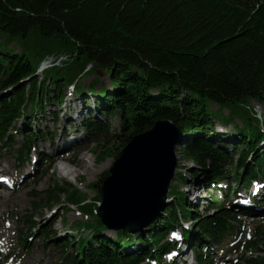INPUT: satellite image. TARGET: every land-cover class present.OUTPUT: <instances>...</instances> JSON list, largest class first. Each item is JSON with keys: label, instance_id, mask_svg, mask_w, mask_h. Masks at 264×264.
Returning <instances> with one entry per match:
<instances>
[{"label": "trees", "instance_id": "1", "mask_svg": "<svg viewBox=\"0 0 264 264\" xmlns=\"http://www.w3.org/2000/svg\"><path fill=\"white\" fill-rule=\"evenodd\" d=\"M30 36L40 42V50L22 45L19 53L7 49L14 40ZM54 54L68 59L61 67L43 70L40 78L35 75L40 63ZM99 73L109 79L114 92L107 87L94 96L107 100L100 101L104 112L118 116L112 148L106 146V151L114 148L118 156L132 135L157 120H168L185 136L176 153L197 166L193 178L204 176L207 188L228 180L225 191L237 196L243 189L249 191L253 180L264 182V128L249 105L253 101L264 107V0H0V151L21 138L16 159L26 156L32 140L42 132H25L17 126L47 103L60 108L67 96L65 87L72 86L81 97L84 89L78 81ZM96 87L94 80L87 90L95 94ZM210 105L230 108L226 122L239 118L242 126L237 127L232 145L212 132ZM50 115L51 121L59 120L55 112ZM84 128L94 136L107 131L90 122ZM44 130L52 139V131ZM225 166L232 170L224 171ZM175 175L172 182H185L182 173ZM43 195L39 202L47 208L64 197L67 205L94 216L92 223H78L91 235L75 241L74 254L65 251L72 242L62 244L65 264H144L157 257L164 264L162 254L171 246L164 240L180 226L181 218L193 221L194 233L184 232V238L196 264H210L201 248L207 252L209 246L233 236L237 215L254 214L236 203L227 207L214 195L207 210L217 213L199 215L181 189L173 186L168 199L174 197V206L168 204L147 230L136 235L118 231L110 239L105 237L107 229L96 214L97 206L84 204L78 189L53 181ZM222 197L227 198L224 193ZM100 199L98 187L96 204ZM21 220L29 232L35 230L32 216ZM42 235L45 243L56 237ZM263 235L257 229L255 239L246 242L247 249L261 253L246 259V264H264ZM27 238L20 237L23 254ZM128 247L135 250L120 251Z\"/></svg>", "mask_w": 264, "mask_h": 264}, {"label": "rangeland", "instance_id": "2", "mask_svg": "<svg viewBox=\"0 0 264 264\" xmlns=\"http://www.w3.org/2000/svg\"><path fill=\"white\" fill-rule=\"evenodd\" d=\"M21 45L35 50L34 52L40 50L42 47L40 42L30 36L23 41L14 40L7 49L10 48V51L19 53ZM43 48L42 50L46 49L45 47ZM51 56L54 59V66L56 67H61L66 61L57 63V59L62 57L68 59V56L63 54ZM44 61L39 66L43 65V67H46L48 64ZM94 80L97 81V87L94 90L95 94H92L87 90V86ZM77 85L84 89V93L81 97L75 95L72 98L73 103L67 107L70 112L69 114H65L62 107H53L47 103L43 105L42 110H37L33 116H29L28 119L25 118L26 120L17 126L25 132H35V130L42 132L39 137L37 136L32 140L29 154L22 156L19 160L16 159L17 151L23 144L21 138H15L12 143L8 144L9 146H7L6 151H0V174L2 172L7 173L14 182V189L0 190V264H65L61 259L63 252L62 244H65L67 241L72 242L73 244L65 249V251L69 255L74 254L76 248L75 241L91 235L90 230L79 228L78 223H92L94 216L84 213L80 210L79 206L73 204L67 205L64 197L60 198L58 205L50 208H47L43 201L39 202L40 199L45 198L43 193L52 187L53 181H58L59 183L66 182L68 185L78 189L84 196V204L98 206L95 200L100 180L104 176H107V171L117 156L113 153L114 148L106 151L105 147L112 148L111 135L115 129H118V116L115 114L109 115V112H104L105 106L101 107L100 101L104 100L106 102L107 100L103 98L99 101L97 100L98 97H95L103 88L108 87L109 93L111 91L114 92L112 87H110L109 79L99 73V75L83 77L78 81ZM72 90L71 87H65L64 91L69 93ZM69 99L70 97L67 96L63 102ZM249 105L254 109V114L261 122L259 127L264 126V107L257 105L253 101ZM207 109L209 114L214 117L212 120V132L215 131L218 135L226 138L227 143L232 145L238 137L236 132L237 127L240 128L242 126L239 118L236 117L233 121L226 122L230 108L224 107L223 109H219L215 105H210ZM51 112L56 113L59 122L51 121ZM86 122L96 123L107 131L102 135L94 136L90 132H86L84 128ZM44 127L54 132L51 142H44L46 138L48 139ZM59 130L68 131L70 134H64L62 141H59ZM222 131L224 132L222 133ZM197 136L204 138L201 134ZM71 137H75L79 141L71 143L74 145L66 146L64 140ZM185 142L184 139L180 144L184 145ZM260 148H263L262 145H260ZM104 150L102 159H98V154ZM229 150L227 149L228 152ZM118 152L120 151L118 150ZM53 157L55 159H52ZM176 157L177 169L175 170V174L182 173L185 182H172L169 188L173 186L180 188L188 201L189 207H193L192 210L195 213L203 216L205 214L212 215L217 213V209L207 210L210 200L214 195L227 207L232 202L231 200L235 199L226 193V191H223L224 195L227 196L226 200L223 201V193L217 191L220 187L218 184L215 187L207 188L204 176L201 175L193 178L192 170H197V166L191 161L181 160L178 153ZM33 158L37 160L34 163V169L32 168ZM28 163L30 165L29 168ZM61 167L71 170L72 174L60 173L59 169ZM28 170H33V173H28ZM223 170L229 172L232 168L231 166H225ZM174 178L177 179V176L175 175ZM198 180L200 184H197V186L200 188L196 190L195 188L197 187L193 184ZM227 181L221 182L222 187L220 189H224ZM230 185L232 188L235 187L234 183ZM171 198L168 204L174 206L172 201L174 197ZM261 207L259 205L255 210L257 212L260 210L264 211V207ZM65 209L68 211L66 212ZM25 215L32 216L35 221L36 228L32 232L28 231V225L21 222L22 217ZM236 219L238 220L236 230H239V233L219 245H211L208 252H206L210 256L211 264H246L245 260L251 255L253 258L261 256L260 252L247 249L245 241H248L249 238L250 241H253L257 229L264 231V218H241L237 216ZM180 223L181 227L183 225L190 232L194 233L192 220L181 218ZM45 232L50 234V236L55 235V239L45 243L42 235ZM116 232L106 230L105 237L110 239L115 238L114 234ZM179 234H181V229L177 228L175 235L179 236ZM21 235L28 236L25 243V248L28 251L27 255L19 253ZM168 239L169 235H167L165 240L169 241ZM262 241L264 243V235L262 236ZM186 246L183 249L185 250L184 255L177 257V262H183L182 259H184L187 263L179 264H195L193 253ZM119 247L122 248L121 245ZM259 247L262 248L261 246ZM220 249H222V253L217 254L214 252ZM230 249H232V254L226 255L228 253L226 251ZM134 250L135 247H128L120 251L125 254ZM201 251H204V248H201ZM8 255H10V259L6 258ZM167 259L168 255H164L162 258L164 262H167ZM156 260H158V257ZM233 260L234 262H230ZM147 264H154V262L149 261Z\"/></svg>", "mask_w": 264, "mask_h": 264}, {"label": "water", "instance_id": "3", "mask_svg": "<svg viewBox=\"0 0 264 264\" xmlns=\"http://www.w3.org/2000/svg\"><path fill=\"white\" fill-rule=\"evenodd\" d=\"M184 138L168 120L130 137L100 181L97 216L107 230L136 235L158 219L175 176V149Z\"/></svg>", "mask_w": 264, "mask_h": 264}, {"label": "bare ground", "instance_id": "4", "mask_svg": "<svg viewBox=\"0 0 264 264\" xmlns=\"http://www.w3.org/2000/svg\"><path fill=\"white\" fill-rule=\"evenodd\" d=\"M57 63H58V62H57ZM54 64H55V62H52V63H50V65L48 64L47 66H46V64H44V65L46 66V67H44V68L53 67ZM42 66H43V65H42ZM52 159H55V158L53 157ZM59 172L62 173V174H72V171H71V170L66 169V168H63V167H61V168L59 169ZM228 255H229V254H228Z\"/></svg>", "mask_w": 264, "mask_h": 264}, {"label": "built area", "instance_id": "5", "mask_svg": "<svg viewBox=\"0 0 264 264\" xmlns=\"http://www.w3.org/2000/svg\"><path fill=\"white\" fill-rule=\"evenodd\" d=\"M50 57H52V56H50ZM50 57H47V59H45L44 62H45L46 64H49V65H50L51 62H54L53 57H52V58H50ZM65 60H66V57H62V58L57 59V62H58V63H62V62L65 61Z\"/></svg>", "mask_w": 264, "mask_h": 264}, {"label": "snow or ice", "instance_id": "6", "mask_svg": "<svg viewBox=\"0 0 264 264\" xmlns=\"http://www.w3.org/2000/svg\"><path fill=\"white\" fill-rule=\"evenodd\" d=\"M0 180H4V178L3 177H0Z\"/></svg>", "mask_w": 264, "mask_h": 264}]
</instances>
